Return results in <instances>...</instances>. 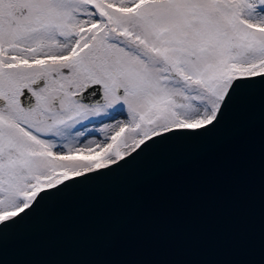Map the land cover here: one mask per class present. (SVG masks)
<instances>
[{
  "label": "snow or ice",
  "instance_id": "snow-or-ice-1",
  "mask_svg": "<svg viewBox=\"0 0 264 264\" xmlns=\"http://www.w3.org/2000/svg\"><path fill=\"white\" fill-rule=\"evenodd\" d=\"M264 95V0H0V236Z\"/></svg>",
  "mask_w": 264,
  "mask_h": 264
},
{
  "label": "water",
  "instance_id": "water-1",
  "mask_svg": "<svg viewBox=\"0 0 264 264\" xmlns=\"http://www.w3.org/2000/svg\"><path fill=\"white\" fill-rule=\"evenodd\" d=\"M0 264H264V95L0 236Z\"/></svg>",
  "mask_w": 264,
  "mask_h": 264
}]
</instances>
